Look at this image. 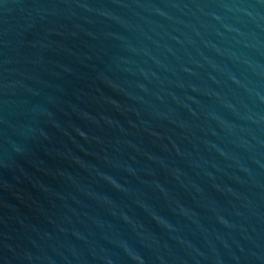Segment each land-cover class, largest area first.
I'll return each instance as SVG.
<instances>
[{
    "label": "water",
    "instance_id": "1",
    "mask_svg": "<svg viewBox=\"0 0 264 264\" xmlns=\"http://www.w3.org/2000/svg\"><path fill=\"white\" fill-rule=\"evenodd\" d=\"M0 264H264V0H0Z\"/></svg>",
    "mask_w": 264,
    "mask_h": 264
}]
</instances>
